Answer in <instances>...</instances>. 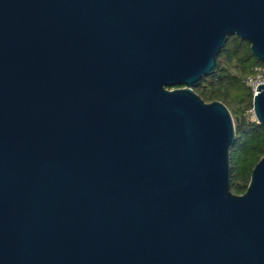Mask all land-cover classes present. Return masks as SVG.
<instances>
[{
    "label": "water",
    "instance_id": "water-1",
    "mask_svg": "<svg viewBox=\"0 0 264 264\" xmlns=\"http://www.w3.org/2000/svg\"><path fill=\"white\" fill-rule=\"evenodd\" d=\"M231 36L264 62V0H0V264H264V155L232 193L193 90Z\"/></svg>",
    "mask_w": 264,
    "mask_h": 264
},
{
    "label": "trees",
    "instance_id": "trees-1",
    "mask_svg": "<svg viewBox=\"0 0 264 264\" xmlns=\"http://www.w3.org/2000/svg\"><path fill=\"white\" fill-rule=\"evenodd\" d=\"M256 67L264 77V62L251 55L246 41L231 36L217 56L214 71L193 88L205 102L218 100L225 104L234 119L230 190L238 195L246 190L253 166L264 155V125L252 116L253 95L245 84L247 77L254 76Z\"/></svg>",
    "mask_w": 264,
    "mask_h": 264
},
{
    "label": "built area",
    "instance_id": "built-area-1",
    "mask_svg": "<svg viewBox=\"0 0 264 264\" xmlns=\"http://www.w3.org/2000/svg\"><path fill=\"white\" fill-rule=\"evenodd\" d=\"M260 82H264V77H262V70L256 67L254 76H250L245 79V84L250 87L252 95L256 94L257 89H255V87Z\"/></svg>",
    "mask_w": 264,
    "mask_h": 264
},
{
    "label": "rangeland",
    "instance_id": "rangeland-1",
    "mask_svg": "<svg viewBox=\"0 0 264 264\" xmlns=\"http://www.w3.org/2000/svg\"><path fill=\"white\" fill-rule=\"evenodd\" d=\"M252 116L254 117L253 113H252Z\"/></svg>",
    "mask_w": 264,
    "mask_h": 264
}]
</instances>
